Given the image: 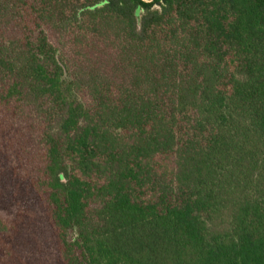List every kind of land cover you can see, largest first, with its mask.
<instances>
[{
    "label": "trees",
    "instance_id": "16d2710c",
    "mask_svg": "<svg viewBox=\"0 0 264 264\" xmlns=\"http://www.w3.org/2000/svg\"><path fill=\"white\" fill-rule=\"evenodd\" d=\"M0 264H264V0H0Z\"/></svg>",
    "mask_w": 264,
    "mask_h": 264
},
{
    "label": "water",
    "instance_id": "95a60500",
    "mask_svg": "<svg viewBox=\"0 0 264 264\" xmlns=\"http://www.w3.org/2000/svg\"><path fill=\"white\" fill-rule=\"evenodd\" d=\"M145 2H152L153 0H144Z\"/></svg>",
    "mask_w": 264,
    "mask_h": 264
}]
</instances>
